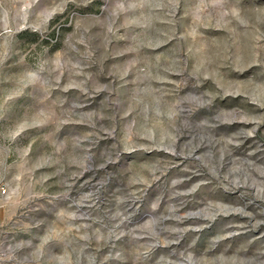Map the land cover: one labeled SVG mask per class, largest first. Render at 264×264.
Segmentation results:
<instances>
[{"label":"rangeland","instance_id":"rangeland-1","mask_svg":"<svg viewBox=\"0 0 264 264\" xmlns=\"http://www.w3.org/2000/svg\"><path fill=\"white\" fill-rule=\"evenodd\" d=\"M0 264H264V0H0Z\"/></svg>","mask_w":264,"mask_h":264}]
</instances>
